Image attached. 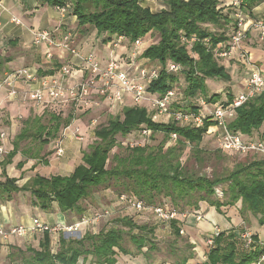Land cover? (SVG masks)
I'll use <instances>...</instances> for the list:
<instances>
[{"label": "trees", "instance_id": "trees-1", "mask_svg": "<svg viewBox=\"0 0 264 264\" xmlns=\"http://www.w3.org/2000/svg\"><path fill=\"white\" fill-rule=\"evenodd\" d=\"M40 1L52 7L65 6L64 0ZM238 1L241 11L250 14L264 0ZM165 5V9L152 12L141 5V0H74L71 11L77 20V30H94L96 38L103 43L109 42L113 36H122L131 43L151 32H157L159 40L144 48L141 55L163 67L158 77L149 84L148 91L162 95L170 89L177 90L175 77L183 73L185 86L182 91L177 90L181 93V99L172 109L196 112L200 109V100L212 105L218 102L221 95L204 93L206 79L230 80L227 70L220 64L222 61L214 57L212 48L229 40L235 20L230 25L229 15L218 8L217 0H165ZM229 8H232L234 14L235 8ZM182 36L186 40L191 37L196 40L183 43ZM206 39L210 47L204 43ZM9 61V58L0 54V73ZM169 63L178 65L179 71L169 72ZM53 67L59 68V65ZM38 72L41 76L53 73ZM71 111L63 112L49 106L42 110L39 117L28 118L22 134L17 138L22 140L29 134L39 140L44 136V143L56 138L61 129L73 121ZM213 124L209 117L199 128L182 127L173 120L167 123L154 122L145 108L126 105L120 115L111 116L106 125L94 130L96 140L87 152L82 153L83 164L72 174L48 179L36 177L23 190L31 193L33 204L41 210H49L55 202L61 212L74 210L81 213L79 203L89 198L94 189L110 180H117L118 184L122 183V190L128 192L125 195L133 196L148 206L168 204L178 213H183V207L192 206L193 210H198L199 205L205 203L220 213L222 207H232L239 202L243 214L249 211L255 218L261 216L257 222L264 226V159L239 165L229 174L211 179L184 172L180 161L184 152L191 148L202 154L200 144ZM227 127L230 132L248 138H253L257 134L255 132L261 130L259 136L264 139V91L258 98L237 108ZM142 128L151 131L149 138L158 132L162 133L163 140L156 146L144 142L134 148L124 147V153L112 155L113 162H110L107 169L110 153L118 146L117 137L128 136ZM170 134H175L177 138L171 140ZM13 154L10 153L9 157ZM6 184H9V180ZM224 184H227L225 190L221 188ZM218 187L223 192L222 199L215 197V188ZM157 199H168L169 202L155 204ZM179 224L177 220L169 223L170 234L175 239H182ZM154 231L155 227L137 224L130 217H117L108 229H100L96 233L86 232L76 239L64 238L61 233L59 250L55 255L51 254L49 234L45 232L42 233L39 250L27 249L31 255L23 258V264H77L80 258L85 260L87 257H90L92 264H115L119 254L141 255L147 260L160 251L154 240ZM125 235L134 252L123 246ZM240 235L241 232L235 227L226 231L219 230L205 261L199 264H249L260 252L256 246L258 238L253 236L255 244L249 252L245 250L246 253H238V240L244 247ZM185 244V251L175 256L173 264H190L189 260L193 258L192 245L187 242Z\"/></svg>", "mask_w": 264, "mask_h": 264}, {"label": "crops", "instance_id": "crops-1", "mask_svg": "<svg viewBox=\"0 0 264 264\" xmlns=\"http://www.w3.org/2000/svg\"><path fill=\"white\" fill-rule=\"evenodd\" d=\"M217 1L218 8L229 15L231 25L235 20L233 10L229 8L232 0ZM64 2L66 6H69V12L61 17L55 7L43 4L40 0H0V54L2 57L10 59L4 65L3 72L0 73V79L5 74L21 67H31L39 69L41 72H47L51 71L55 64H58L60 68L62 65L76 63L70 55L55 48H50L52 59L47 60L45 57L47 47L45 45L35 46L32 42V33L36 30L52 32L54 39H60L64 32L70 30L79 53L85 55L94 52L103 58L106 56V43L96 38V35L94 39L95 31L93 33L91 30L88 32L77 30V20L71 11L74 0H64ZM141 5L146 7L142 0ZM243 13L246 16L245 23L247 25L250 20L264 19V1L254 7L250 14ZM212 31L215 30L212 29ZM127 44L118 48L116 52L122 54L119 49H126ZM143 48H145L144 45ZM241 50L246 53L251 63L264 72V39L260 38L258 31L254 29L247 31ZM220 64L225 67L230 77V80L225 83V88L220 92V96H224L226 103L244 90V83L248 77L250 67L233 57L229 60H223ZM36 87L35 83L18 82L17 90L20 95L16 99L8 98V92L5 88L0 89V133H4V138L0 139V145L2 144L5 147V154L0 161V226L4 228L12 226L28 227L33 218H38L48 225L69 226L78 222L82 217L95 213L91 210V207L93 204L96 206L100 202L99 195L93 192L89 198L79 203L81 213L74 210L61 212L55 202L49 210L44 211L33 204L34 198L31 193L23 190V187L36 177L46 179L52 176L66 177L83 164L81 144L70 136L63 140L64 153L61 157H56L53 152L55 138L46 140V143L42 142L45 139L44 136L39 140L33 139L29 134V137L27 136L22 140L17 138L22 134L26 120L39 117L42 113V111L36 113L28 101L21 102L20 100L23 96H29V91ZM210 105L208 104L207 108H210ZM211 133H218V129L214 124L208 129L206 135ZM253 136V138H248L242 135V138L256 141L258 135L254 134ZM13 152L14 154L9 157V154ZM7 180H9V184H6ZM12 188H15V190H12ZM106 192L108 191H103L101 196L107 198L108 208L102 207L101 209L109 210L111 212L110 216H112L113 208L120 206L117 202L118 195L113 194L111 191L110 194ZM112 205L113 207L110 210L109 206ZM196 212L203 216L201 221L197 222L195 220V212L193 211L191 214L188 213L186 218L182 219L179 224V228L183 231L182 235L185 234L186 236V242L192 245L193 258L189 260L190 264H199L205 261L207 251L204 240L214 228L226 231L234 227L233 222L218 215L214 207H210L205 203L200 204ZM155 221L152 226L155 227L154 233L156 236V232L161 227H168V225ZM159 223H163V225ZM81 232L82 235L86 232L96 233L94 227L89 229L84 225L80 227ZM62 233L64 238L68 237V234ZM249 233L252 235L250 230ZM42 236L43 234L39 232L29 233L25 237L12 239L7 244L0 245V264H23V258L26 255L27 257L31 255L30 252H27V249L39 250V242ZM49 238L51 254L55 255L59 250L60 235H49ZM17 255L20 256L21 263L15 261ZM138 257L141 264H148V259L146 260L141 255ZM79 260L77 264H92L90 257L85 260L80 258ZM115 264H132V262L123 263L118 258Z\"/></svg>", "mask_w": 264, "mask_h": 264}, {"label": "built area", "instance_id": "built-area-1", "mask_svg": "<svg viewBox=\"0 0 264 264\" xmlns=\"http://www.w3.org/2000/svg\"><path fill=\"white\" fill-rule=\"evenodd\" d=\"M232 7L235 8L234 18L235 25L232 28L229 40L225 43H219L212 48L215 58L223 61L235 58L250 67L248 77L244 83V90L236 95L230 102L220 104L215 103L207 108L208 104L200 100V109L196 112H183L172 109L173 105L181 99V93L176 89H170L166 93L159 95L148 91L149 84L155 80L162 65L157 62H150L141 57L143 52L142 39H137L129 43L122 36H113L106 43L107 54L103 58L94 52L81 54L76 49L73 34L69 30L64 32L60 39H54L53 33L46 30H36L32 33V42L35 46L45 45L48 50L45 52L47 60L52 59L50 48L58 49L65 52L75 59L76 63L62 65L58 70L54 67L50 75H39V69L31 67H21L15 71L5 74L0 79V89L7 90V96L10 99L19 98L17 83L24 81L25 83H35L36 88L29 91V96H23L21 102H29L31 108L39 113L47 107H57L63 112L73 110L74 112L85 111L90 108L92 97H97L113 108L117 106L122 109L126 105H135L143 107L151 114V120L156 122L157 117L171 118L175 123L182 127H202L207 121V117L214 122L218 129V145L220 149L231 155H252L256 154L264 159V141L263 140H244L238 133L230 132L227 124L230 119L235 116L236 109L258 98L264 91V73L255 64L251 63L246 53L241 50L242 42L246 39L248 30H256L259 32L260 38L264 39V19H254L245 23L246 16L239 7L238 0H232ZM56 11L61 17L69 12V6H56ZM196 40L191 37L186 40L183 36L181 41L184 43H192ZM128 43L127 49L123 57L117 55L116 49L118 45ZM207 47H210L208 39L204 41ZM235 56H234V55ZM167 70L172 73L179 71V66L169 63ZM178 96V98H177ZM91 98V99H90ZM151 131L142 128L136 132L125 136L121 140V145L127 148H134L142 145L149 139ZM72 137L75 141H81V133L79 128L71 129V124L62 128L59 135L54 139L53 152L56 157H61L64 153L63 140ZM4 138V133H0V139ZM171 140L177 138L175 134H170ZM5 154V147L0 145V161ZM215 196L222 199L223 192L221 188H215ZM117 202L120 206L129 208L134 213H143L152 211L155 220L163 222L169 227V223L177 220L181 223L186 218L184 213H178L168 204L150 207L142 201L121 194L117 196ZM111 215L109 210L92 213L82 217L78 222L62 226L59 224L48 225L38 218H33L28 227L12 226L4 228L0 226V245L7 244L10 240L25 237L29 233L39 232L48 233L49 235L65 232L68 234L80 233L82 225L88 226L98 222L100 219L108 218ZM197 222L203 219V216L194 213ZM183 234L182 229L179 231ZM219 229L214 228L212 232L205 238L204 245L208 252L214 245V238L218 235ZM244 249L249 252L255 244L253 235L250 233H241ZM259 254L249 264H264V241H257ZM81 262V260H79Z\"/></svg>", "mask_w": 264, "mask_h": 264}, {"label": "rangeland", "instance_id": "rangeland-1", "mask_svg": "<svg viewBox=\"0 0 264 264\" xmlns=\"http://www.w3.org/2000/svg\"><path fill=\"white\" fill-rule=\"evenodd\" d=\"M143 4L150 8L152 12H158L162 9L166 8L165 0H142ZM211 29V28H210ZM90 31V30H89ZM92 32L94 30H91ZM94 33V32H93ZM96 33H94L93 37L95 39ZM159 40V34L157 32H151L150 34L146 35L144 38H142V43L144 47H148L151 44H155ZM127 43H122L120 46L118 45L117 49L125 46ZM116 49V50H117ZM127 49V47H126ZM126 49L122 50V54H120L121 57H123V54H125ZM117 53V55L119 56ZM176 86L177 90L182 91L183 87L185 86L184 82V76L183 73L176 75ZM225 81L221 79L216 78H208L205 81V87H204V93L206 94H212V93H220L223 88H225ZM178 98V96H177ZM91 99V98H90ZM179 99V98H178ZM92 103L90 104V108L86 109V111L82 112L81 110H78L76 112H73L74 119L70 123L71 129L79 128L81 133V141L79 144H81V153L87 152L89 150V146L94 143L96 140L94 138V130L106 125L108 119L111 116L120 115L121 110L117 108V106L110 108V106L102 100L98 99L97 97H92ZM218 102L220 104H224V96H220L218 99ZM178 107V105H176ZM45 118L43 120V123H46ZM171 118L167 119L166 117H157L156 122L161 123H167L170 121ZM21 121V120H20ZM62 130V129H61ZM258 135L257 140H263L260 138V131L255 132ZM125 137H117V145L110 153L109 160L107 162L106 168L108 169L111 165L110 162L112 161V155L116 154H122L125 152L124 147L120 144L121 140H123ZM163 134L158 132L154 134L151 138L147 139L145 144L149 146H156L163 140ZM260 138V139H259ZM172 142V141H171ZM170 142V143H171ZM174 143V142H172ZM200 149L202 151L199 154L198 152H195L191 148H187L184 152V155L180 159L182 168L186 174L192 175V176H206L208 178L212 177H223L229 172L236 169L239 165L248 164L253 160H262L263 158L261 156H258L256 154L252 155H231L227 152H224L220 149L218 145V133H211L209 135H205L201 144ZM117 180H110L106 184L100 186L99 188L94 189V193L98 194L100 197V202L95 206V204L92 205L91 210L94 212H102V207L108 208V200L106 197L101 196V193L103 191L107 194L111 191L113 194L121 195L126 194L128 192H125L122 190L123 185L122 183L118 184L116 182ZM227 184H224L221 186L222 189H226ZM110 194V193H109ZM111 196V195H110ZM216 197V196H215ZM217 198V197H216ZM163 201L169 202L168 199H162L156 200L155 204H160ZM199 205V204H198ZM112 206H109L111 210ZM152 207V206H150ZM184 211L183 213L187 215L188 213L191 214L193 211L192 206L191 207H183ZM240 203H236L232 207H222L221 212L217 214L220 216H223V218L227 219L228 221L233 222V226L236 228L237 231L241 233H249V230L251 231L252 235L257 237L259 241H264V226L259 225L257 220L261 219V216H253L249 211L243 212L240 211ZM114 212L113 215L109 218L100 219L98 222L92 223L91 225H88L89 229L95 228V232H97L100 229H108V227L112 226L113 219L119 217V216H129L136 222L137 224H147V225H153L156 221L154 218V215L152 214V211L148 210L143 213H134L129 208L125 206H119L116 208H113ZM223 219L225 222L226 220ZM161 224V223H159ZM163 225V223L161 224ZM93 231V230H92ZM62 232H59L57 234L61 235ZM169 227H161L157 232L156 236H154L155 243L158 245V248L160 249L159 252L154 253L152 257H150V260L148 259V264H173L175 261V256L179 255L180 253L185 251V243H186V236L181 235L182 239H175L171 234ZM68 234V233H66ZM82 236L81 233H72L68 234L67 238H79ZM238 237V236H237ZM123 246L131 251H135L132 247V244L129 242L128 236H124ZM237 252L238 253H246L244 247L241 246L240 241L237 242ZM27 257V255H26ZM118 258L123 261V263L126 262H132V264H141L138 260V256H131L126 255L123 256L121 254L118 255ZM16 262L20 261V256H16L15 259ZM21 263V261H20Z\"/></svg>", "mask_w": 264, "mask_h": 264}]
</instances>
